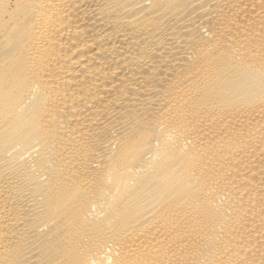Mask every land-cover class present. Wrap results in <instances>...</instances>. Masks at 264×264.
<instances>
[{
  "label": "bare ground",
  "instance_id": "1",
  "mask_svg": "<svg viewBox=\"0 0 264 264\" xmlns=\"http://www.w3.org/2000/svg\"><path fill=\"white\" fill-rule=\"evenodd\" d=\"M0 264H264V0H0Z\"/></svg>",
  "mask_w": 264,
  "mask_h": 264
}]
</instances>
